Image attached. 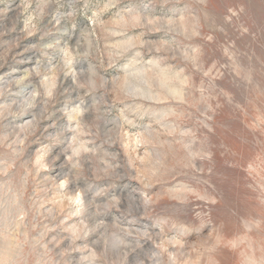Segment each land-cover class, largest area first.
Segmentation results:
<instances>
[{
	"label": "rangeland",
	"instance_id": "374dc122",
	"mask_svg": "<svg viewBox=\"0 0 264 264\" xmlns=\"http://www.w3.org/2000/svg\"><path fill=\"white\" fill-rule=\"evenodd\" d=\"M0 264H264V0H0Z\"/></svg>",
	"mask_w": 264,
	"mask_h": 264
}]
</instances>
